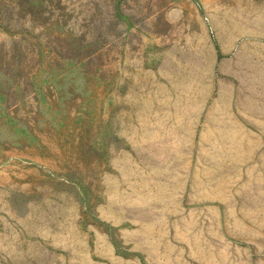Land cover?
<instances>
[{"label": "rangeland", "instance_id": "1", "mask_svg": "<svg viewBox=\"0 0 264 264\" xmlns=\"http://www.w3.org/2000/svg\"><path fill=\"white\" fill-rule=\"evenodd\" d=\"M0 264H264V0H0Z\"/></svg>", "mask_w": 264, "mask_h": 264}]
</instances>
